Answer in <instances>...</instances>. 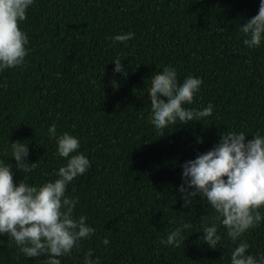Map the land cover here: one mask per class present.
<instances>
[{"label": "trees", "instance_id": "1", "mask_svg": "<svg viewBox=\"0 0 264 264\" xmlns=\"http://www.w3.org/2000/svg\"><path fill=\"white\" fill-rule=\"evenodd\" d=\"M0 264H264V0H0Z\"/></svg>", "mask_w": 264, "mask_h": 264}]
</instances>
